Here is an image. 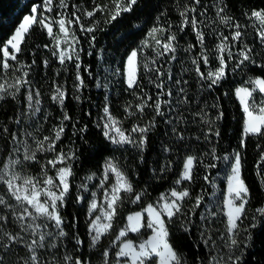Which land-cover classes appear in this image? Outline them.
I'll use <instances>...</instances> for the list:
<instances>
[{
	"label": "trees",
	"instance_id": "16d2710c",
	"mask_svg": "<svg viewBox=\"0 0 264 264\" xmlns=\"http://www.w3.org/2000/svg\"><path fill=\"white\" fill-rule=\"evenodd\" d=\"M43 3L44 0H0V49L13 35L23 17L31 12V8ZM126 3L127 0L123 6ZM64 4L67 6L62 5L60 0H53L51 15L53 20L61 16L73 20L71 27L77 36L78 47L71 60L66 59L61 64L54 35L49 36L39 24L33 25L25 35L20 45L21 51L16 54L17 59L8 61L11 67H2L5 57L0 51V84L5 85L8 93L14 91L8 85L18 77L23 78L24 72L28 73L26 79L30 82L31 90L34 93L39 91V111L33 116L30 115L26 99L28 85L21 87L14 96L4 94L0 99V167L17 153L13 151L15 148L19 147L22 153L23 139L30 123L43 131L51 127L58 129L63 123L64 132L56 142L55 151L38 152L34 161L22 158L23 172L28 176L43 178L44 172L55 176L51 165L45 167L47 161L60 152L75 153L70 160L72 187L61 211L66 221L64 231L68 235L49 239V243H55L56 247L45 244L47 249L39 252L41 263L73 264L72 260H65L66 256H71L73 260L77 256L82 259L86 257L90 264L104 263L103 253L114 242L127 215L176 187L175 181L180 178L183 161L188 155L196 156L198 161L192 181H182L179 185L180 189H188L190 196L182 203L185 215L174 218L169 227V242L181 256V264H216L211 261L212 256H222L227 260L228 248L225 245L231 234L226 231L224 202L227 176L234 154L239 152L242 178L249 188L246 215L238 222L240 230L237 239L242 241L244 253L242 264H264V217L257 212V209L264 208V160H261L264 135L242 137L245 112L236 95V89L248 85L249 79L264 77V42L257 31V20L251 16L253 11L264 9V0H199L198 3L196 0H138L130 12H121L115 20L111 19L116 10L114 0H64ZM186 9L187 18L191 20L195 17L196 29L203 33L202 43L191 24L181 30L184 20L181 13ZM90 11L94 14L86 15ZM45 12L41 7L39 17L44 18ZM76 16L80 18L78 23L75 22ZM225 18H228L227 23L224 22ZM235 25H239V29ZM156 26L170 28L168 32L156 34L161 41L175 34L174 53L157 55L162 49H158L155 40L148 35ZM88 28H94V31H86ZM237 30L242 37L239 41H233V34ZM55 33H58V25H55ZM222 37H228L223 41L228 45L223 53L227 62L226 76L209 89V81L199 77L193 59L203 52L208 57V63L199 59L200 71L205 75L215 71L220 66L218 45ZM145 41L148 46H145ZM246 46L251 49L252 60L240 64L243 59L240 50ZM135 49H138L140 62L139 86L129 89L125 82V65L127 57ZM173 55L176 57L174 60L171 59ZM145 63L147 68L143 66ZM157 68L164 73L163 76H157ZM169 74L171 80L168 79ZM78 75L83 78L82 87H78ZM161 80L165 85L164 91L171 88L172 96L160 97L170 103L162 104L163 115H157L154 102L161 90L156 84ZM98 83L100 87H97ZM57 87L66 92L63 105L52 99ZM180 88L184 92L181 93ZM148 96L152 97L147 101L149 106L140 112L136 106ZM106 103L112 117L134 140L139 141L141 136L140 133L131 132L134 126L143 127L150 122L154 124L147 133V143L143 149L135 144L117 145L105 138L103 108ZM221 113L223 115L217 119ZM65 114L71 119L63 120ZM85 126L86 131L81 132L80 129ZM217 131L219 136L215 134ZM108 158H113L129 178L133 191L121 194L123 199L118 205L112 229L92 247L89 203ZM162 167L165 168L163 172ZM90 176L92 179H88ZM205 176L208 177L207 181ZM82 184L87 185V190L79 187ZM141 192L144 195L134 202L135 195ZM78 195H82L83 200L78 201ZM197 196H203L198 208L194 207ZM210 212L216 215L210 216ZM4 215L9 225L16 229L17 221L7 213ZM201 215L209 218L202 222ZM189 217L190 230L185 231L181 222L187 223ZM254 217L259 224L252 229L249 225L254 222ZM201 232L205 233L204 238L209 239L207 245L202 242ZM248 232H251V241L245 239ZM148 234L145 227L140 233H130L128 237L138 241ZM77 240L83 243L78 244ZM245 243L247 247H244ZM11 250H0L3 264H16L12 260ZM15 251L16 254L28 252L21 246Z\"/></svg>",
	"mask_w": 264,
	"mask_h": 264
},
{
	"label": "snow or ice",
	"instance_id": "6c2138e0",
	"mask_svg": "<svg viewBox=\"0 0 264 264\" xmlns=\"http://www.w3.org/2000/svg\"><path fill=\"white\" fill-rule=\"evenodd\" d=\"M138 2V0H127V3L121 7V0H114L116 5V10L112 14L111 19L115 20L121 12H130L132 7ZM199 0H196L198 3ZM60 3L64 4V0H60ZM44 7L48 12L52 11V0H44L43 5L37 4L31 8V13L25 15L21 23L15 29L13 35L7 40L6 44L0 49L3 52L4 57H9L12 60H16V54L21 51V43L24 40L25 35L30 31L33 25H41L47 30L49 36H53V25H58L59 32L63 34V38L57 35L54 36L56 40L57 47L61 43H67L68 47L59 52V60L61 64L65 62L66 59L71 60L72 56L70 52L73 50L71 43L68 42L69 37V27L66 25H71L73 23L72 19H66L64 16H61L57 20H53L51 17L40 18L38 10ZM100 6H98V9ZM195 9L193 8L192 11ZM187 9L181 13L184 17L182 21L181 30L184 26L189 24L192 25L193 29L196 31L197 36L200 42H203V33L196 29L197 21L195 17L191 20L187 18ZM221 12L224 11L223 8L220 9ZM93 12H87L86 15L92 16ZM252 17H255L259 21L261 27L257 30L259 37L264 40V9L255 10L251 13ZM79 17H75V22H79ZM225 18L224 22L227 23ZM239 29V25H235ZM83 29V25H81ZM88 32L94 31V28L86 29ZM170 31V28H164L162 26L153 27L148 35L155 40V44L158 49L157 55H164L165 53H174L175 46L173 42L176 40L175 34H172L166 38V40L161 41L156 38L157 33H164ZM242 37V33L237 30L233 34V41H239ZM95 40V37H92ZM222 42L218 45V49L221 53L219 57L220 66L215 71H210L206 75L200 71L199 68V59H203L205 64L208 63V57L203 52L200 57L193 59V63L196 64V72L202 80L209 81L207 87L211 89L214 85L219 84V82L226 76L227 62L224 59L223 53L228 48V45L224 44L223 41H226L228 37H222ZM76 42L75 36L72 37V43ZM145 46H148L147 41L144 42ZM9 46L13 49L12 52H9ZM47 47V45H45ZM56 53H54L55 55ZM231 51H228L229 59H231ZM240 55L243 59L240 61V64H243L245 60L251 61V49L247 48L240 50ZM175 55L171 59H175ZM79 57L77 56V60ZM254 62V61H253ZM35 63V61H33ZM47 64V61H44ZM155 63V61H153ZM145 68L148 65L145 63L143 65ZM239 65H237L238 67ZM2 67L7 69L11 67L8 60L5 59L2 63ZM30 67V65H29ZM79 68V64H77ZM234 70V69H233ZM119 71V70H117ZM139 71H140V62L138 61V51H131L130 55L127 57L126 62V79L125 82L129 89L139 86ZM158 77L164 75L158 68L155 70ZM90 75V73H89ZM28 76L27 72L23 73V78L18 77L16 81L8 85V88L14 89L12 93H8V89L5 88L4 84H0V99L3 98L4 94L15 95L19 89L25 85L29 86V91L26 99L28 100L29 109L33 114L39 111V91L36 90L35 93L30 88V82L26 79ZM168 79L171 80V74L168 75ZM77 80L79 81L78 87L84 85L83 78L78 75ZM7 83V82H5ZM177 84L180 83L179 80L176 81ZM186 83V82H185ZM252 87H240L236 89V95L240 99L241 104L243 105V110L246 114V119L243 127L242 137H247L249 135H264V101H261L260 104L255 103L253 93L259 92L264 94V77H257L254 80L250 81ZM101 85L98 83L97 87ZM106 87V85H104ZM156 87L161 91L157 93V99L154 102V108L157 115H163L161 111L162 104H169V100H161L160 97L167 95L172 96V90L169 88L167 92L164 91V82L160 81L159 84H156ZM179 91L184 92L183 88H180ZM52 99L58 102L60 105L64 104L66 99V92L61 90L60 87L56 88V94ZM79 99V97H76ZM152 97L148 96L146 100L138 104L136 107L140 112H143L144 108L149 106L147 101L151 100ZM187 100V97H185ZM252 101L250 104L249 101ZM35 101V103H33ZM103 112L105 114V119L108 121L104 125L103 135L105 138L110 140L112 143L117 145H123L125 143L135 144L137 147L143 149L147 143V133L150 131V128L154 126L152 122L149 125L143 127L136 125L131 129L132 133H140L139 141L134 140L131 134H126L125 131L119 127V121L112 117L108 104L106 103ZM220 116L217 117L219 119ZM67 114L64 115L63 120H70ZM7 132V128L4 129ZM81 132L86 131V126L80 129ZM64 132V125L61 123L60 127L55 131L54 137H44L43 140L36 141L35 148H31L26 142L23 147V160L25 161H34L36 160L37 152L44 151H55L56 142L61 139V136ZM175 132V129H173ZM219 136V132L215 133ZM15 139V135L13 134ZM47 142V144H46ZM243 144V139L241 141ZM21 149L19 147L15 148L14 152H19ZM167 151V149H165ZM75 157V153L66 154L63 152L58 153L52 160H48L47 165H51L53 169L56 170L55 176H49L46 172L43 173V179L36 176H21L19 172L16 171L17 165L21 163L19 158L13 159L11 156L8 158L7 162L0 167V183L6 187L7 193L15 200V204L7 203L2 196H0V205H4L6 208L11 210V213L15 221L19 222L20 229L26 233H30L33 238L29 241H23L26 243L27 247L31 250V261L37 262L39 264L38 250L45 247V241L47 239H55L59 237H65L68 234L64 231V225L66 223L64 217L61 215V211L66 204L67 198L70 193L71 183L70 177L73 175L72 165L68 161L72 160ZM225 160L228 157H224ZM234 162L231 164V173L227 176V196L225 200L226 206V217H227V227L226 231L231 234L226 242V247L228 248L227 260L222 256H212L211 261H215L216 264H242L244 253L241 249L242 241L237 239L240 230L239 221L246 215V204H248L249 188L246 185L244 179L242 178V158L239 152L234 154ZM261 160H264V155L261 156ZM198 161V158L193 155H188L182 166V171L180 178L175 181L176 185H180L182 181H192L193 179V170ZM57 164L63 165L57 167ZM208 167H214V165H208ZM161 171H165V168L162 167ZM109 172L115 175V183L111 186L110 190H105L104 199L107 202L106 207L101 216H96L95 219L91 222L89 236L91 239V245L94 247L97 242L100 241L101 237L109 232L112 229L113 219L118 214V205L122 202L123 197L121 192L131 193L133 191L132 183L129 178L121 171L111 160L107 161L104 166V180H101V186H103L104 181L108 178ZM92 179V177H88ZM204 179L207 181L208 177L205 176ZM81 189L87 190V185L82 184L79 186ZM95 197V193H92ZM144 195L143 192L137 193L135 195V201H139ZM190 196V191L188 189L177 190V188L170 189L167 193H162L160 198L153 204L147 205V207L142 212H137L127 217L128 224L124 229H121L116 237L117 240H120L123 237H126L128 232L139 233L142 228H148L152 230V235L141 241L139 244L134 243L132 240H125L122 242L118 251L115 252L117 257L116 264H181L182 258L173 248L172 244L169 242V227L173 223L174 218H179L181 215H185L182 209V203L185 198ZM77 200H83L82 195L77 196ZM203 200V196H197L195 201L196 208L200 207V204ZM98 207V204L95 199L90 202V210L94 211ZM17 209H19L17 211ZM257 212L264 217V208L257 209ZM147 214L148 220L144 221V215ZM210 216H215L216 213L210 212ZM102 218L103 221L102 222ZM209 217L201 215L200 220L203 222ZM7 216H0V221L6 220ZM254 222L249 225V228H256L259 224V220L253 218ZM49 223L52 224L53 231H48ZM191 219L188 218V222H181V227L183 230H190ZM44 229V231H41ZM207 231V229H205ZM247 231V229L245 230ZM201 239L204 244L209 243V239L204 238L205 233L201 232ZM7 237L10 242H17L23 240L18 234H12L8 232L0 233V239ZM247 241H251L252 236L251 232H248V235L245 238ZM78 244H82L83 241L77 240ZM214 244V242H213ZM49 247L55 248V243H49ZM244 247H247V244H244ZM105 260L104 264H107V257L109 251L106 250L103 253ZM120 258H126L121 262ZM66 261L72 260L73 264H90L88 259L81 258L77 256L74 260L71 256L65 257ZM2 264V262H0ZM27 264V262H26ZM211 264V262H210Z\"/></svg>",
	"mask_w": 264,
	"mask_h": 264
},
{
	"label": "rangeland",
	"instance_id": "374dc122",
	"mask_svg": "<svg viewBox=\"0 0 264 264\" xmlns=\"http://www.w3.org/2000/svg\"><path fill=\"white\" fill-rule=\"evenodd\" d=\"M124 3H125V0H121V7L123 6ZM52 4H53V0H52ZM43 8H44V7H43ZM44 10L46 11V12L44 13V18H45V17H51V18H52V15H51V12H52V11H51V12H48L45 8H44ZM30 13H31V12H30ZM30 13H29V14H30ZM38 13H39V10H38ZM27 15H28V14H27ZM64 17H65V16H64ZM59 18H60V17H59ZM65 18H66V17H65ZM52 19H53V18H52ZM66 19H67V18H66ZM257 22H258V26H259V28H260L261 25H260V23H259L258 20H257ZM66 26L69 27V37H68V42L71 43V45H72V49H73V50L70 52V54H71V56L73 57V54L77 53L78 39H77V36H76L74 30L72 29L71 25H66ZM53 33H54V36L59 35V36H61V38H63V34H61V33L59 32V27H58V33H55V25H53ZM73 36H75V38H76V42H75V43H72V37H73ZM260 40H261L262 42H264V40H262L261 38H260ZM55 41H56V40H55ZM67 47H68V44H67V43H61L60 46L57 47V54H58V56H59V52H60L61 50H63V49H66ZM135 50L138 51V49H135ZM12 51H13V49H11V47L9 46V52H12ZM5 59H7L8 61L10 60L9 57H5ZM126 62H127V60H126ZM256 78H257V77H256ZM125 79H126V65H125ZM254 79H255V78H253V79H249L248 82H247L248 85H243V86H240V87H249V88H251L252 85H251L250 81H251V80H254ZM240 87H238V88H240ZM253 97H254V99H255V103H256V104H260L261 101H264V94H261V93H259L258 91L255 92V93H253ZM239 100H240V99H239ZM240 102H241V101H240ZM249 102H250V104L252 103L251 100H250ZM33 103H35V101H33ZM242 106H243V105H242ZM35 114H36V112L33 114V112L30 110V115L33 116V115H35ZM245 119H246V114H245ZM106 123H108L107 120H106ZM118 126H119V125H118ZM119 127H120V126H119ZM56 130H57V129H54L53 127H51V128H49L48 130L43 131L42 129H38V128H36L34 123H30V124H29V127H28L27 130H26V134H25V136H24L23 142H27V144L30 145L31 148L34 149L35 146H36V144H35L36 141L43 140V138L46 137V136H47V137H52V134H53V133L55 134V131H56ZM46 143H47V142H46ZM37 154H38V152H37ZM23 155H24V152H23V151H22V153L17 152L12 158H13V159H15V158H19V159L21 160V163H20L19 165H17V167H16V171L19 172L21 176H28L25 172H23V164H22V162H23V160H22ZM0 159H1V158H0ZM109 160H111V162H112L113 164H115V165L121 170V168L118 166V164L116 163V161H115L113 158H108V159L106 160V162L109 161ZM6 162H7V161H6ZM106 162H105V163H106ZM233 162H234V161H233ZM68 163H70V161H68ZM105 163H104V166H105ZM2 166H3V165H2ZM61 166H63V165L57 164V167H61ZM51 168H52V167H51ZM52 170L56 172L55 169L52 168ZM121 171H122V170H121ZM230 173H231V171H230ZM47 175H49V176H53V175L50 174V173H48ZM229 175H230V174H229ZM41 179H43V178H41ZM101 180H104V168H103V171H102L101 176L99 177V181H98V184H97V186H96V189H95L94 192H93V193H95L96 195H95V197H93V195H92V198H91V200H90V202H91L93 199L96 200V202H97V204H98L97 209L94 210V211H91V210H90V203H89L90 225H91V222L95 219L96 216H101V217H102V213H103L104 208L106 207V204H107V202H106L105 199H104V192H105L106 189H107V190H110L111 186L115 183V175H114L113 173L109 172V174H108V178L104 181L103 186H101ZM175 188H177V190H182V189H180L179 185H177ZM169 190H170V189H169ZM169 190H167V191L164 192V193H167ZM226 190H227V188H226ZM122 193H123V192H121V194H122ZM0 196H2L3 199H4L7 203H9V204H15V203H16L15 200H14V199H13L8 193H7L6 187L3 185V183H0ZM226 196H227V193H226V195H225V200H226ZM159 198H160V196L158 197V199H159ZM158 199H156L154 202L149 203V204H153V203H155ZM149 204H147V205H149ZM147 205H146L144 208L140 209V210L133 211V212L129 213V214L127 215V217H128L129 215L134 214V213L142 212V211L147 207ZM18 210H19V209H17V211H18ZM4 213H7V214H9L10 216L13 217V215H12L10 209L6 208L4 205H0V216H5ZM13 218H14V217H13ZM147 220H148V217H147V214L145 213V215H144V221L147 222ZM102 222H104V221H103V218H102ZM112 222H113V221H112ZM17 224H18V227H17L16 229H13V228L9 225V222L7 221V219H6V220H3V221H0V233H2V232H8V233H12V234H18L20 237L23 238V240H21V241H17V242H14V243H13V242H10V241L7 239V237H4L3 239H0V250H7V248H11V249H12V250H11V252H12V253H11V254H12V260L15 261L16 264H26V262H27V264H37V262H33V261H31V250L27 247L26 243L23 242V241H29V242H30L31 239H33V238H37V237H33L30 233H26V232L22 231V230L20 229L19 222H17ZM127 224H128V220H127V218H126V222H125L124 226H123L121 229H124V228L126 227ZM90 225H89V229H90ZM47 230H48V231H53V232L55 231V230L53 229L51 223H49V226H48V229H47ZM142 230H143V228L140 230V232H141ZM146 230H148V232H149L148 236H147V237H144V238H142V239H140V240H138V241L133 240V239H131V238L128 237V235H129L130 233H133V232H128L127 236L121 238L120 240H117V239L115 238L114 242H113V243H112V244L106 249V250L109 251V255H108V257L106 258V259H107V264H116L117 257L115 256V252L119 250V248H120V246H121V244H122L123 241H125V240H129V239H130V240H132L134 243L139 244L141 241L148 239V238L152 235V230H151V229H148V228H146ZM41 231H44V229H41ZM140 232H139V233H140ZM135 234H137V233H135ZM104 235H105V234H104ZM116 237H117V236H116ZM101 238H102V237H101ZM48 243H49V239H47V240L45 241V244L48 245ZM97 244H98V242L96 243V245H97ZM47 245H46L44 248L38 250V253H37L38 256H39V252H40V250H41V251H45V250L47 249ZM96 245H95V246H96ZM18 246H21V247L25 248V250H28V252L25 251V253H17V254H16V251H15V250H16V248H17ZM111 258H113V259H111ZM124 259H126V258H120L121 262H123ZM0 262H2V264H3L1 253H0ZM39 264H42L40 258H39ZM102 264H104V263H102Z\"/></svg>",
	"mask_w": 264,
	"mask_h": 264
}]
</instances>
